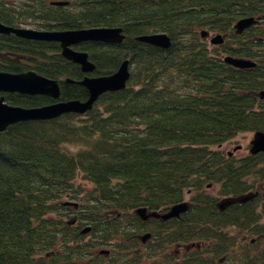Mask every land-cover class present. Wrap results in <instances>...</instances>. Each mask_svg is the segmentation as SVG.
Instances as JSON below:
<instances>
[{
	"label": "trees",
	"instance_id": "16d2710c",
	"mask_svg": "<svg viewBox=\"0 0 264 264\" xmlns=\"http://www.w3.org/2000/svg\"><path fill=\"white\" fill-rule=\"evenodd\" d=\"M53 1L0 0V22L119 26L124 35L117 43L72 47L95 66L87 74L110 73L126 58L128 77L80 114L0 130V264H264V153L222 159L218 148L240 132L264 130V96L257 93L264 89V53L248 51L264 46V0ZM242 16L256 22L232 33ZM200 29L227 38L210 44ZM154 31L167 34V47L134 38ZM224 52L254 64L234 67L222 60ZM26 69L55 78L56 99L87 95L82 84L66 80L85 72L59 53L56 41L0 33V70ZM3 95L21 106L54 100ZM208 183L214 192L201 190ZM253 188L251 198L237 199ZM222 196L230 204L212 206ZM185 197L193 203L179 219L135 213ZM145 229L143 247L131 234Z\"/></svg>",
	"mask_w": 264,
	"mask_h": 264
},
{
	"label": "water",
	"instance_id": "95a60500",
	"mask_svg": "<svg viewBox=\"0 0 264 264\" xmlns=\"http://www.w3.org/2000/svg\"><path fill=\"white\" fill-rule=\"evenodd\" d=\"M56 4H64L66 0H54ZM256 22L253 16H242L235 20L233 27L235 31H240L242 28ZM205 30H201L203 33ZM0 32L13 34L33 39L55 40L59 45V53L66 59L75 62L79 65L81 71L85 72L79 79L66 78L67 81L82 84L87 95L84 99L69 98L56 99L59 94L58 82L55 78L47 77L36 72L33 69L22 71H6L0 70V130H3L7 125L21 120L29 119H47L55 117L64 112L81 113L91 108L96 97L107 90H115L122 88L128 77L127 59H122L118 66L107 74H87L91 72L94 65L87 58V52L81 49H75L73 44L81 41H100L104 43H117L123 38L121 27L119 26H83L77 28L66 29H34L27 27L10 26L0 22ZM135 39L141 40L159 47H167L170 43L169 37L162 31L146 32L134 36ZM209 41L218 43L222 41V35L218 32L213 33ZM224 60L230 62L234 66L244 67L253 65L254 62L245 58H233L224 56ZM19 92L28 94H45L52 98L53 101L41 104L38 106H21L10 104L4 99L3 92ZM258 96H264V89L259 90ZM262 151L264 153V130H256L252 133L249 140V152L255 153ZM245 196H240L237 199L243 200ZM227 202L230 199L226 200ZM64 203L75 202L66 201ZM186 209V201H179L171 204L165 211H148L145 213V207L139 206L135 209L136 213L145 217L146 215L158 216L167 218L169 216L178 215L179 212ZM88 225L80 229L81 232L87 231ZM148 236L145 232L141 235L144 240ZM106 252V249H101L99 252Z\"/></svg>",
	"mask_w": 264,
	"mask_h": 264
},
{
	"label": "flooded vegetation",
	"instance_id": "af4514ba",
	"mask_svg": "<svg viewBox=\"0 0 264 264\" xmlns=\"http://www.w3.org/2000/svg\"><path fill=\"white\" fill-rule=\"evenodd\" d=\"M51 2V1H50ZM35 24V25H34ZM6 25H8V24H6ZM10 26H21V27H27V28H34V29H48V30H53V29H57V28H43V27H41V26H39V25H37L36 24V22H34V21H24V22H22V23H17V25H10ZM249 26V25H248ZM248 26H246V27H244V28H242L240 31H235V28L232 26L230 29H231V31H232V33H235V34H241L242 32H243V30L245 29V28H247ZM61 29H64V28H61ZM201 30H203V29H200V32H201ZM0 33H2V32H0ZM9 33V32H8ZM200 34V37L201 38H204V42H207V43H210V44H212L210 41H209V38H210V36L212 35V32L211 31H209V30H205L203 33H199ZM220 34L222 35V41L224 40V39H226L227 38V36H226V33L225 32H220ZM20 37V36H19ZM253 37H256V36H253ZM40 40H45V39H40ZM55 41V40H54ZM57 42V41H56ZM57 44H58V42H57ZM59 46V45H58ZM248 51L250 52V53H252V54H255V53H264V46H261V45H255L253 48H251V49H248ZM223 57L224 56H230V57H233V58H244V56H241V54L239 55H233V54H228V53H226V52H224V54L222 55ZM222 57V60L224 61V62H226V63H228V64H230V65H232V66H234L233 64H231L230 62H228V61H226V60H224V58ZM254 59H255V56H254ZM234 67H237V68H241V67H238V66H234ZM234 137V136H233ZM233 137H231V139L233 138ZM229 140V139H228ZM250 140V139H249ZM249 140H248V142L244 145V146H242L240 143H235L233 146H232V148L231 149H228L226 152H223L222 151V145H223V143H225L226 141H224L222 144H219L218 145V148L221 150V152L224 154L223 156H222V159H224L225 157H227V158H238V157H243V156H245L246 155V153H248L249 152ZM238 150H244V152L243 153H241V154H239V153H236V151H238ZM259 152V151H258ZM262 152V151H261ZM217 183H215L214 185H216ZM213 185V186H214ZM260 188H262L263 189V191H262V193H264V188H263V186L261 185V186H259ZM211 188V186H210V184L208 183L207 185H205V187L203 188H201V190L202 191H209V189ZM256 188H253V190L252 189H247L246 191H244L243 193H241V194H237L236 196H245V198L243 199V200H239V201H244V200H246V199H248V198H251L255 193H256V190H255ZM205 191V192H206ZM224 199V200H223ZM229 199V198H228ZM227 199V197H220L219 198V200L218 201H216V202H214L213 203V205L212 206H215V208H218V209H223L224 207H226L228 204H230L229 202H227L226 200H228ZM184 201H186V209L193 203L192 201H189L186 197H185V199H183ZM170 205H168V206H164V207H162L160 210H158V211H160V212H163V211H165L168 207H169ZM185 209V210H186ZM184 210V211H185ZM184 211H181V212H184ZM146 212H148V210L147 209H145V213ZM181 212H179L178 213V215H175V216H169V217H167V218H161V217H158V216H152V215H146L145 217H142V216H140L138 213H136V211H135V213L142 219V220H148L149 218H151V219H158V220H160V221H166V220H168L169 218H176V219H179V215L181 214ZM178 221V220H177ZM176 221V222H177ZM216 222H227L226 220H223V219H221V220H218V221H216ZM149 230H143V231H141V232H137V233H132L131 235L132 236H134V237H136V238H138L139 239V237H141V235L143 234V233H145V232H147L148 234H149V232H148ZM141 239V238H140ZM145 240V239H144ZM144 240H142L141 239V241H142V243H143V247L145 246V244H144ZM144 241V242H143ZM142 245V244H141ZM178 246H180V245H176V248H178ZM142 247V248H143ZM180 248V247H179ZM177 254H178V257L180 256V252L178 251L177 252Z\"/></svg>",
	"mask_w": 264,
	"mask_h": 264
},
{
	"label": "rangeland",
	"instance_id": "374dc122",
	"mask_svg": "<svg viewBox=\"0 0 264 264\" xmlns=\"http://www.w3.org/2000/svg\"><path fill=\"white\" fill-rule=\"evenodd\" d=\"M250 137H251V132H240L237 135H235L232 139L230 138L225 143H223L221 149L223 152H226L228 149H231L235 143H240L242 146H244L248 142ZM243 152H244V150L236 151V153H239V154H241ZM214 189H215V187H212L211 189H209V192H214ZM71 215H72V213L70 214V216ZM107 246H109V245H107Z\"/></svg>",
	"mask_w": 264,
	"mask_h": 264
},
{
	"label": "bare ground",
	"instance_id": "6f19581e",
	"mask_svg": "<svg viewBox=\"0 0 264 264\" xmlns=\"http://www.w3.org/2000/svg\"><path fill=\"white\" fill-rule=\"evenodd\" d=\"M59 5V4H58ZM17 24V23H16ZM35 25V24H34ZM38 25V24H37ZM40 26V25H39ZM21 27V26H20ZM42 29V28H41ZM52 30V29H51ZM79 45V44H78ZM95 67V66H94ZM253 67V66H252ZM130 72V71H129ZM60 96V95H59ZM80 114V113H79Z\"/></svg>",
	"mask_w": 264,
	"mask_h": 264
}]
</instances>
